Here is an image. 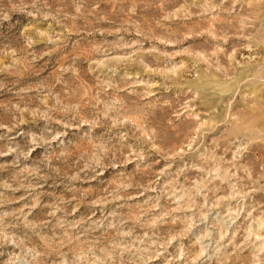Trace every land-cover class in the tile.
Wrapping results in <instances>:
<instances>
[{
    "label": "rangeland",
    "instance_id": "1",
    "mask_svg": "<svg viewBox=\"0 0 264 264\" xmlns=\"http://www.w3.org/2000/svg\"><path fill=\"white\" fill-rule=\"evenodd\" d=\"M0 264H264V0H0Z\"/></svg>",
    "mask_w": 264,
    "mask_h": 264
}]
</instances>
